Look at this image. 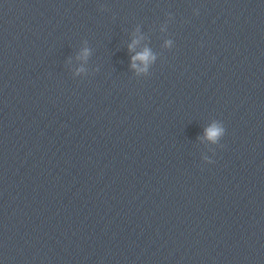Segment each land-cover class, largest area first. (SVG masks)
<instances>
[{"label":"clouds","instance_id":"obj_1","mask_svg":"<svg viewBox=\"0 0 264 264\" xmlns=\"http://www.w3.org/2000/svg\"><path fill=\"white\" fill-rule=\"evenodd\" d=\"M84 55L85 56L87 55V50H85ZM150 58H151L150 52L147 49H145L143 53H140L136 57H133V60L135 61L139 59V60L147 62ZM221 132H222L221 128L217 127L216 125H213L209 129H207L206 134L210 140L215 141V139L221 134Z\"/></svg>","mask_w":264,"mask_h":264}]
</instances>
